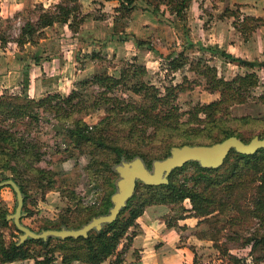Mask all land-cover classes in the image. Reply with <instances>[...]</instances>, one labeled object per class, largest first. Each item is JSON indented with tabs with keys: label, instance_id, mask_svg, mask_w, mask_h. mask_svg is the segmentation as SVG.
I'll return each instance as SVG.
<instances>
[{
	"label": "rangeland",
	"instance_id": "obj_1",
	"mask_svg": "<svg viewBox=\"0 0 264 264\" xmlns=\"http://www.w3.org/2000/svg\"><path fill=\"white\" fill-rule=\"evenodd\" d=\"M61 1L0 0V38L4 40L3 48L12 51L14 48L17 51L19 49L28 51L29 48H34L31 42H38L41 46L48 45L50 54L56 58L55 69L50 77L55 78L54 76L57 75L56 68L58 69L61 65V57L59 59L58 56L62 54L61 52L65 47L73 44L82 53L76 59L77 63L74 64H76L77 70H81V68L84 70L77 72L72 67L74 74L70 78L74 84H72L71 90L78 88L89 101L96 95L99 87H94L91 84L84 87L78 85L80 80L95 74L92 73L93 68L96 67L94 63H91L93 59L101 65L96 67L98 70L95 69L96 73L107 70L111 75L120 77L122 68H128L130 84L145 80L157 86L162 95L166 93L167 87L177 86V90H180L177 104L183 112L182 120L188 119V112L193 106L209 103L220 96L219 91L209 90V83L203 72L208 65L216 67L218 75L226 79L256 70L260 75L261 82L253 92L255 96H252L249 101L242 105H236L231 109V112L234 116L264 115V106L262 110L256 109L258 104L261 105L256 96L264 91V67L252 69L223 54L225 51L246 60H264V53L261 44H259L261 39L260 28L263 33L264 25H261L258 20H245L246 25H244L243 19L250 15L247 14L246 8H240L234 4V0H188L183 10L184 19H180L175 12L170 10L169 5L165 3L167 0H139L131 16L124 18L119 17L120 14L116 11L119 6L118 0H80L81 12L91 16L87 15L88 18L80 26L81 31L77 34L79 39H74V41L68 37L72 36L73 33L64 23L55 21L53 25L47 27L38 25L40 15L44 12L54 13ZM69 4L72 5L73 3L70 2ZM157 5L162 12L160 17L151 11ZM233 11L238 12L239 16L236 17ZM29 22L32 25H29ZM237 23L241 24L240 27L244 25L251 28L247 35L248 38L245 39L244 32L236 27ZM31 27L36 30L34 33L26 32L23 34L24 28L30 29ZM90 28L96 29V31L93 33ZM113 29L115 31L123 29L128 36L134 35L149 42L154 50L136 49L137 45L132 39L124 40V43L119 44L117 39L109 38ZM94 35L109 40L105 44L96 43L99 39H93ZM23 40L25 41L22 42ZM188 40L192 44H189ZM1 44L0 40V47L3 46ZM27 53L24 51L23 54ZM95 53L97 55L93 57ZM11 60L9 55L4 56L1 52L0 69L4 63ZM133 63L144 66L145 70L141 72L132 68L131 64ZM24 77L23 73L21 78L24 80ZM23 90L24 83L18 88L0 86V94H21ZM68 93L66 91L63 94ZM116 93L128 98L142 99L140 95L127 90L125 86L120 87ZM105 115L104 107L89 113L76 114V116H82L90 126L100 124ZM10 122L12 120L6 121L4 124L9 125ZM70 127L69 121L58 120L52 113L46 112L42 114L40 122L32 128L33 135L38 136L42 141L45 155L41 164L46 168H52L59 174L57 185L61 188L57 190L48 189L44 187V184L41 185L35 181L32 174L28 175L29 180L24 182L28 196L22 221L38 232L48 228H58L64 219H68L71 225L82 226L86 224L94 216L89 218L85 212L74 214L73 211L76 208L94 206V212L99 213L105 210L108 199L112 202L111 197L118 190L117 182L120 174L116 166L123 161L118 152L114 150L103 152L90 143L74 141L69 135ZM100 128L107 130L112 139L119 142L118 145L123 142L125 144L127 134L123 128L114 129L106 123H101ZM19 129H24L22 124L19 125ZM149 132L151 129L147 134ZM152 137L147 138L146 143L140 144V150L145 151L144 153L148 157L145 162L150 169L153 168L154 160L165 158L170 154L167 151L171 150L163 141L151 140ZM118 160L120 161L116 162ZM224 171L225 168L222 167L218 172L223 174ZM197 173L196 165L189 161L172 171L177 182H187L189 186L196 183L194 176ZM12 177L14 176L10 171L0 170V181ZM255 195V189L250 188L247 197L243 200L244 208L246 205L253 208ZM16 204L15 191L10 186L1 187L0 222L3 221L1 212L6 209L8 211L7 219H9L8 215L15 211ZM183 206L185 207L184 212L179 209V206L171 203H157L153 204L151 208H154L153 214L155 215H163L164 212H167L163 218L176 223L180 219L177 218L180 214L194 216L193 204L189 198L183 201ZM111 207L112 205L109 206V208ZM127 212L126 215H128ZM247 212L250 214L241 217L234 206L224 212L215 211L206 216H195L194 219L190 220L192 229L189 232L203 239L200 243L202 245L197 249L198 264H233L230 262L229 254L245 259L248 264H264V261L253 262V256L250 254L251 246H244L248 237L264 235L262 220L252 216L250 210ZM9 220L8 226L0 225V232L5 236L7 243L12 240H19L21 235V231L14 228L13 220ZM137 225L129 229L128 235L122 239L119 249L127 244L130 246L132 241H129V238L130 236L134 237L137 232ZM60 243L61 241L55 238L46 247L33 243L29 246L35 256L43 257L45 253L52 252L50 250L53 248H58ZM219 246L229 249V253L224 254ZM253 253L254 256H258L264 252L258 247ZM53 255L55 256L54 264H61V253L54 251ZM137 255L139 256L138 252ZM35 258L30 257L6 264H37ZM73 264L84 263L75 261Z\"/></svg>",
	"mask_w": 264,
	"mask_h": 264
},
{
	"label": "trees",
	"instance_id": "obj_2",
	"mask_svg": "<svg viewBox=\"0 0 264 264\" xmlns=\"http://www.w3.org/2000/svg\"><path fill=\"white\" fill-rule=\"evenodd\" d=\"M118 1L119 6L116 11L120 14L119 17L124 18L131 16L139 0ZM187 1L167 0L164 2L180 19H184L183 10ZM70 2L73 4L70 5ZM81 8L80 0H62L58 3L54 13L44 12L40 15L38 25L47 27L53 25L55 21L64 23L73 32L69 38L74 40L88 15L82 13ZM151 11L159 17L162 15L158 5L154 6ZM234 13L236 17L239 16L238 12ZM245 20H258L261 25H264L263 17L250 15L245 16L242 22L244 23ZM29 25L32 23L29 22ZM240 25L237 23L236 27L244 32L245 39L248 38L247 35L251 28L244 26L245 23L243 27ZM24 30L23 34L36 31L32 27L30 29L24 28ZM110 36V39L119 41L132 39L138 47L154 50L149 42L134 35L128 36L123 29L120 31L113 29ZM0 39L2 47H4V40L3 38ZM188 41L189 44H192L190 40ZM19 42L21 44V41ZM97 42L105 44L106 41L98 40ZM223 54L252 69L264 67V60H246L225 51ZM96 55L95 53L93 57ZM50 59H52V55L49 52V47L45 46L43 55L34 57L32 62L40 64L44 60ZM19 65L23 68L25 75L23 93L0 94V170L10 171L14 176L12 178L20 184L25 197L24 207L28 196L24 182L29 180L28 175L30 174L34 176L35 181L41 185L44 184V187L48 189H61L57 185L59 174L52 168L42 166L41 163L45 155L42 141L38 136L33 135V126L40 122L42 114L46 112L52 113L58 120L69 121L71 124L69 135L74 141L90 143L103 152L106 150L117 151L121 160L140 156L146 161L148 157L144 153L145 151L140 150V144L146 143L147 138L151 136H153L150 138L151 140L163 141L168 148L185 143L212 144L231 135H237L246 142L256 135L264 137V115L234 116L231 112L234 105L246 103L252 96H255L253 92L261 82L260 75L256 70L226 79L218 75L216 67L208 65L203 72L207 77L209 90L219 91L220 96L209 103L193 106L188 112V119L182 120L183 112L177 104L180 91L177 90V86L167 87L166 93L162 95L157 86L145 80L130 84L128 68H122L120 77L111 75L105 70L80 80L78 82L79 87L91 84L100 88L89 101L78 88L72 89L66 95L55 92L41 98L31 97L28 92L31 62L19 63ZM131 67L141 72L145 70L144 66L137 63L131 64ZM122 86L140 95L142 99L137 100L133 97L128 98L117 94L116 91ZM256 97L259 101L264 102V91ZM101 107H104L106 111L101 123H106L114 129L123 128L127 134L125 144L123 142L118 145L119 142L113 140L107 130L100 128L101 123L90 126L82 116H76L79 113L96 111ZM9 120H12L9 125L4 124ZM20 124L23 125V130L19 129ZM150 129L151 132L147 134ZM167 152L170 153L169 150ZM189 162L195 164L198 169L197 175L194 176L196 183L192 186H189L187 182H177L172 172L167 184L151 185L138 181L134 194L128 199L126 206L121 209L117 218L112 222L103 224L100 230L96 228L90 230L87 236H69L66 238L49 236L47 239L27 238L23 243H19V240H12L7 243L5 236L0 232V264L30 257H36L37 264H54V251L61 253V264H73L75 261H81L84 264H104L111 256H115L113 262L123 263L125 261L124 253L128 250L129 244L123 246L122 249H119V245L122 239L128 235L129 229L137 225V219L144 212V209L157 203H171L179 206V209L184 212L183 201L186 198L191 200L193 215L196 217L206 216L215 211L224 212L235 206L241 217L250 214L247 212L250 210L252 216L258 217L264 224V148L258 149L253 154L240 153L233 148L222 166L218 168L203 167L196 160ZM222 167L225 168L223 174L218 172ZM250 188L255 189L256 194L253 200V208L246 205L245 209L243 200L247 197ZM110 205L113 204L108 199L105 210L99 213L94 212V206L76 208L73 213L85 212L91 218L95 215L108 213ZM7 214L6 209L1 212L3 221L0 222V225L4 227L8 226L10 221L7 219ZM183 217H185L184 214L177 216V218ZM167 222L171 226L175 224V221L167 220ZM69 223L68 219H64L58 228L81 227ZM14 228L19 230L15 224ZM55 238L59 239L61 243L58 248L50 250L52 252L45 253L43 257L35 256L31 252L29 245L32 243L46 247ZM132 239L130 236L129 241ZM212 239L215 240L216 238ZM246 245L251 246L250 254L253 256V262L264 261V253L258 256H254L253 253L258 247L264 252V235L248 237L244 243V246ZM219 249L224 254L229 253L227 248H220L219 246ZM229 255L231 257L230 262L233 264H248L245 259L233 254Z\"/></svg>",
	"mask_w": 264,
	"mask_h": 264
},
{
	"label": "crops",
	"instance_id": "obj_3",
	"mask_svg": "<svg viewBox=\"0 0 264 264\" xmlns=\"http://www.w3.org/2000/svg\"><path fill=\"white\" fill-rule=\"evenodd\" d=\"M234 1H235L234 4L240 6V8H246L248 10L247 12L248 15L264 18V0H234ZM87 18L88 17H86V19ZM66 26L67 28H69L68 25ZM90 29L92 30L93 33L96 31V29L93 28ZM260 32H261L260 33L261 39L259 41V44H261L262 52L264 53V31L262 33V29L260 28ZM77 34H76L77 37L76 39H79ZM93 37H94L93 39L95 40L98 39L102 41L108 40L102 36L94 35ZM51 39L53 40V38ZM72 41L74 40L72 39ZM117 42L119 44L124 43V41H119V40H117ZM31 44L34 48H29L28 51L24 49L22 50L19 49L17 51L15 48L12 51L11 49H5L3 47H0L2 55L4 56L9 55L10 59L12 58L10 62L4 63L2 65V69H0V79L1 77H5L4 79L2 78L0 80L1 81L0 86L3 88H7L10 86H14L15 88L16 87L18 88L22 86L23 78H21V76L23 75L24 70L19 65V63L25 64L26 62H31L30 85L28 89V92L31 97L41 98L49 93H55V92L65 93L66 91L70 92L71 86L72 84H74L73 83L74 81H72V79L70 78L71 76L73 77L74 74L72 67H74L75 71L77 72L84 70L83 68H81V70L80 69L77 70L76 64H74L77 63L76 59H78V56L79 57L81 56L82 54L81 50L78 49L77 46L73 44H70L72 46L69 45L68 47H65L61 52L62 54L58 56L59 59L61 57V65L60 67H58V69L56 68L57 75L54 76L55 78H50L51 74H53L52 71L55 69L54 62L56 58H53V54H51L52 59L44 60L40 64L33 63L32 59L34 57L43 55L45 46L42 45L43 46L42 47L41 44L38 42L35 43L31 42ZM135 48L140 50L144 47L137 46ZM24 51L25 53L26 52L28 53L23 54ZM91 63H94L96 67L101 66L99 65V63L95 62L94 59L91 60ZM96 67L93 68L92 73H96L97 70ZM44 76L47 77L45 78ZM260 102L261 105L258 104L256 106L257 110L258 109L262 110L264 106V102L262 101ZM236 105H242V104H236ZM236 105H234L233 107H235ZM151 206L153 205L147 206L144 209V212L137 219V224H138L137 232L134 234L132 242L125 254V261L123 263H115L113 262L115 256H111L104 262V264H198L197 249H199L200 245H202L200 243L203 239L197 237L192 232H189L192 229V222L190 220L194 219L195 216L191 215L180 218L178 222H176L174 225L171 226L168 224L165 217L163 218V215L164 214L166 215L167 212H164L163 215L162 214L155 215L153 214L154 208H151ZM137 252L139 253V256L137 255Z\"/></svg>",
	"mask_w": 264,
	"mask_h": 264
},
{
	"label": "water",
	"instance_id": "obj_4",
	"mask_svg": "<svg viewBox=\"0 0 264 264\" xmlns=\"http://www.w3.org/2000/svg\"><path fill=\"white\" fill-rule=\"evenodd\" d=\"M245 154H253L258 149L264 148V137L254 136L246 142L237 135H231L221 141L212 144H189L174 145L170 154L163 159H156L153 168L150 169L142 157L136 156L132 160H123L116 166L120 174L117 182L118 190L112 195V207L108 213L94 216L89 222L79 228H48L40 232L27 226L23 221L24 194L20 184L14 178L0 181V188L11 186L17 196L15 211L8 215L15 226L21 231L19 243L27 238L47 239L49 236L66 238L69 236H87L89 231L96 228L100 230L103 224L114 221L121 209L126 206L128 199L134 194L137 182L160 185L169 182L170 173L177 167L183 166L191 160L199 161L203 167L218 168L222 166L231 149Z\"/></svg>",
	"mask_w": 264,
	"mask_h": 264
}]
</instances>
